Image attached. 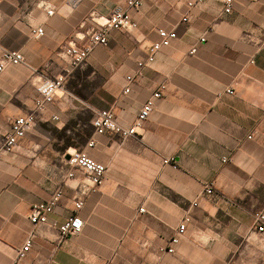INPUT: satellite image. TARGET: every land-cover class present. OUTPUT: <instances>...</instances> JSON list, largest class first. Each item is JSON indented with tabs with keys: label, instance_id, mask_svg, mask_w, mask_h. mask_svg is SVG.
Instances as JSON below:
<instances>
[{
	"label": "crops",
	"instance_id": "obj_1",
	"mask_svg": "<svg viewBox=\"0 0 264 264\" xmlns=\"http://www.w3.org/2000/svg\"><path fill=\"white\" fill-rule=\"evenodd\" d=\"M46 1L0 0V55L19 51L27 64L0 73V148L12 121L33 110L37 84L66 74L62 45L86 35L91 14L107 17L127 0H82L74 8L50 0V16ZM224 9V0H144L130 11L135 30H110L108 45L94 47L67 76L36 126L0 156V264H14L30 237L22 264H264V233L254 219L264 212V0H233ZM38 27L44 35L35 38ZM161 28L176 38L147 63ZM162 84L137 135L108 132L87 147L95 111L110 110L130 126ZM83 149L105 165L104 182L84 198L81 233L61 238L57 227L72 215L84 178L66 179L67 153ZM170 157L177 168L163 164ZM208 182L214 196L192 207ZM64 183L48 224L34 230L32 206ZM187 215L175 253L161 254Z\"/></svg>",
	"mask_w": 264,
	"mask_h": 264
},
{
	"label": "built area",
	"instance_id": "obj_2",
	"mask_svg": "<svg viewBox=\"0 0 264 264\" xmlns=\"http://www.w3.org/2000/svg\"><path fill=\"white\" fill-rule=\"evenodd\" d=\"M81 1L82 0H68V3L74 8L77 7ZM143 1L144 0H127L124 6L114 9L107 17L91 14L89 18L94 26L86 33V35H81L79 33L74 34L67 43L62 45L60 49L61 53L66 56L69 63V68L66 70V74L44 78L37 84L36 92L38 96L34 102L33 110L27 115L19 116L12 121L10 130L3 138V143L0 148V156L3 153H11L15 151L18 147V141L36 126L39 115L43 114L48 106L54 102L57 93L66 89L67 76L71 75L73 71L84 65L93 48L98 45H108V32L110 30L131 32L136 29L137 25L132 20L130 11L138 10L142 6ZM201 1L202 0H197V2ZM224 3V11L229 13L231 11L233 0H224ZM193 5V2L188 3L189 7H192ZM41 7L46 10V13L49 16L53 15L54 7L50 0L43 2ZM188 21V16L183 17L182 22ZM157 33L160 40L152 45L151 55L148 57L146 61L147 63H152L155 59L154 55L163 48L169 47L171 42L176 38V33L174 31H167L163 28L158 29ZM32 35L35 38H40L44 35V29L42 27L35 28L32 30ZM191 52L195 53L196 49H193ZM18 65H27L24 56L19 51L2 48L0 55V73L4 72L8 66ZM144 65V61H139L137 63L138 68H142ZM126 81L127 85L124 89V94L130 93L133 77H126ZM165 90V84L158 87V89L141 107L135 121L130 126L121 125L110 110L95 111L92 120L94 134L87 143V147L91 148L94 146V138L96 136H101L108 132L118 135L123 140L137 135L139 130L142 129L144 122L153 112L156 101L163 97V92ZM226 93L233 94V91L229 89ZM53 120H58V117L53 116ZM248 138L251 139V136ZM67 154L69 156V159H67L69 171L66 174V179L69 180L75 178L76 173H80L84 178L78 186V198L74 202V211L72 215L68 217L63 224L57 227L61 238L77 236L81 233L83 229V220L79 216V212L84 206V198L94 193L102 186L106 172L105 165L90 158L85 149L78 151L75 150ZM222 162L225 163L226 160L223 159ZM163 164L177 168L176 159L174 157L164 159ZM64 186L65 183L58 186L49 199L35 203L32 206L30 222L34 230L41 225L48 224V216L58 207L63 196L62 188ZM214 194V183H205L202 191L192 203V207H197L202 200L211 198ZM144 211L143 208L140 209V212L143 213ZM254 219L256 222V230L263 234L264 212L256 213ZM189 222L190 216L187 215L180 222L174 236L159 248L161 254L175 253L176 245H178L181 238L184 236ZM31 248L32 239L30 237L18 250L14 264H22L23 259Z\"/></svg>",
	"mask_w": 264,
	"mask_h": 264
},
{
	"label": "water",
	"instance_id": "obj_3",
	"mask_svg": "<svg viewBox=\"0 0 264 264\" xmlns=\"http://www.w3.org/2000/svg\"><path fill=\"white\" fill-rule=\"evenodd\" d=\"M67 158L69 159V156Z\"/></svg>",
	"mask_w": 264,
	"mask_h": 264
}]
</instances>
